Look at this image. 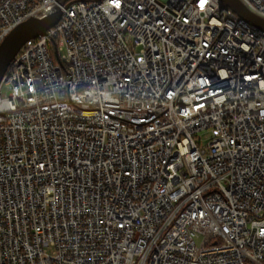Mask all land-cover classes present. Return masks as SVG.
I'll use <instances>...</instances> for the list:
<instances>
[{
    "label": "built area",
    "instance_id": "2783aa9c",
    "mask_svg": "<svg viewBox=\"0 0 264 264\" xmlns=\"http://www.w3.org/2000/svg\"><path fill=\"white\" fill-rule=\"evenodd\" d=\"M119 2L0 0V264H264V30Z\"/></svg>",
    "mask_w": 264,
    "mask_h": 264
},
{
    "label": "water",
    "instance_id": "95a60500",
    "mask_svg": "<svg viewBox=\"0 0 264 264\" xmlns=\"http://www.w3.org/2000/svg\"><path fill=\"white\" fill-rule=\"evenodd\" d=\"M64 0H61V2ZM235 12L259 29L264 30V19L255 15L240 0H223ZM62 12L56 11L46 16H35L14 28L0 44V83L20 48L31 38L39 35L56 25L61 19Z\"/></svg>",
    "mask_w": 264,
    "mask_h": 264
},
{
    "label": "snow or ice",
    "instance_id": "6c2138e0",
    "mask_svg": "<svg viewBox=\"0 0 264 264\" xmlns=\"http://www.w3.org/2000/svg\"><path fill=\"white\" fill-rule=\"evenodd\" d=\"M113 4L116 6V7H119L120 6V2L119 0H112ZM203 6V4L201 5Z\"/></svg>",
    "mask_w": 264,
    "mask_h": 264
},
{
    "label": "rangeland",
    "instance_id": "374dc122",
    "mask_svg": "<svg viewBox=\"0 0 264 264\" xmlns=\"http://www.w3.org/2000/svg\"><path fill=\"white\" fill-rule=\"evenodd\" d=\"M205 142H206V140H205Z\"/></svg>",
    "mask_w": 264,
    "mask_h": 264
}]
</instances>
